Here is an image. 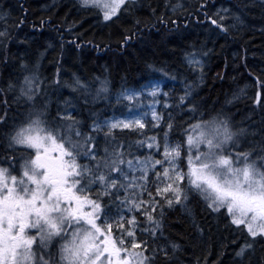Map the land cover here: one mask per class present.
Wrapping results in <instances>:
<instances>
[{
    "label": "snow or ice",
    "instance_id": "6c2138e0",
    "mask_svg": "<svg viewBox=\"0 0 264 264\" xmlns=\"http://www.w3.org/2000/svg\"><path fill=\"white\" fill-rule=\"evenodd\" d=\"M80 3L109 24L131 7L129 0ZM207 5L208 0H199L198 10L226 33L220 11L227 10L209 15ZM17 7L28 11L21 0ZM177 8L186 11L179 0L170 11ZM152 16L161 24L169 22L155 8ZM0 21V61L6 62L10 27L18 29L25 18H13L11 7L0 6ZM131 38L122 35L120 43ZM206 55L195 48L184 53L188 66L201 74L200 82L201 56ZM19 66L21 74L0 85V264H172L181 245L164 231L166 212L179 207L192 216L194 203L232 233L229 243L237 264H251L257 245L259 264H264V122L243 125L219 110L206 113L193 98L191 82L176 100L181 110L187 108L179 125L171 112L167 120L157 112V97L167 107L169 93L151 81L141 90L123 88L115 97L139 103L143 92L150 93L147 124L145 112L109 117L89 109L85 117L81 100L108 99L106 77L87 80L72 73L69 81L59 60L49 77L39 58L29 65L23 54ZM255 80L252 102L264 111L259 90L264 81ZM65 89L71 90L67 96ZM156 126L162 130L144 132ZM125 129L136 130L141 138L125 141L117 131Z\"/></svg>",
    "mask_w": 264,
    "mask_h": 264
},
{
    "label": "trees",
    "instance_id": "16d2710c",
    "mask_svg": "<svg viewBox=\"0 0 264 264\" xmlns=\"http://www.w3.org/2000/svg\"><path fill=\"white\" fill-rule=\"evenodd\" d=\"M21 2L28 9L26 13H21L17 0H0V6L11 7L13 18L21 14L25 18L18 29L10 27L13 38L7 44L8 60L0 61V85L21 74L19 60L23 54L29 65L39 58L41 71L49 77L59 60L61 74L69 81L72 73L87 80L108 79L107 100L94 104L80 101L85 117L89 109L98 110L103 116L124 114L129 104L110 97L123 88L141 90L149 81H156L168 91L170 101L165 107L160 96L158 113L167 120L171 112L176 125L186 119V106L181 110L176 100L188 82L195 102L206 113L219 110L243 125L253 122L259 127L264 122V111L252 102L258 89L255 77L264 81V0H208L204 11L209 15L218 9L227 10L220 11L228 26L226 33L205 20L198 10L199 0H179L186 11L177 8L175 13L170 7L177 0H129V11L114 24L103 21L95 9L82 6L80 0ZM152 8L157 15L163 11L169 22L161 24L156 17H150ZM137 19L141 23H135ZM7 24L11 26L13 19L9 18ZM33 24L37 27L33 28ZM122 35L132 38L121 44ZM81 40L85 43H80ZM193 48L198 53H207L202 56L205 60L202 82L201 74L188 66L184 56ZM259 90L264 93V88ZM70 91L65 89L63 94L67 96ZM161 130L157 126L144 132L153 134ZM171 131L179 135L176 127ZM118 135L125 141L141 138L136 130L118 131ZM192 208V216L179 207L166 212L164 231L181 245L172 264H195L197 260L200 264H237L233 245L229 243L234 239L232 233L222 221L203 212L201 204L194 203ZM197 226L203 231H198ZM260 256L261 247L257 245L251 264H259Z\"/></svg>",
    "mask_w": 264,
    "mask_h": 264
},
{
    "label": "rangeland",
    "instance_id": "374dc122",
    "mask_svg": "<svg viewBox=\"0 0 264 264\" xmlns=\"http://www.w3.org/2000/svg\"><path fill=\"white\" fill-rule=\"evenodd\" d=\"M201 59L204 60V58L202 56H201ZM204 64H205V60H204ZM152 83H156V81H152ZM115 97H116V94L113 95L112 97H110V99H114L115 101H117ZM151 99H152V97H151L150 93L143 92L142 96L138 98V100L140 101L139 103L136 100L131 101V102L126 101L129 104V109L127 112H125L124 114H119V113L115 114L114 113V114L109 115V117H111V116L121 117V116H127L129 113L138 114L139 112H145V113H147V115L144 117V119H145V123L147 124L151 120V111H150V106L148 105V101ZM157 99L161 100V97L159 96V97H157ZM121 101H125V100L122 99ZM159 104L160 103L155 105L157 112H158V105ZM125 130H127V129H125ZM117 131H121V130H117ZM122 131H124V130H122ZM140 154H142V153H140Z\"/></svg>",
    "mask_w": 264,
    "mask_h": 264
}]
</instances>
